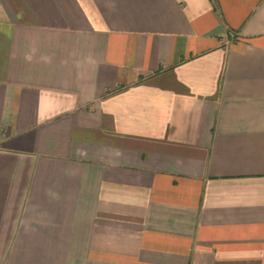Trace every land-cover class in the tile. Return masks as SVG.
<instances>
[{"label": "crops", "instance_id": "crops-1", "mask_svg": "<svg viewBox=\"0 0 264 264\" xmlns=\"http://www.w3.org/2000/svg\"><path fill=\"white\" fill-rule=\"evenodd\" d=\"M0 264H264V0H0Z\"/></svg>", "mask_w": 264, "mask_h": 264}]
</instances>
